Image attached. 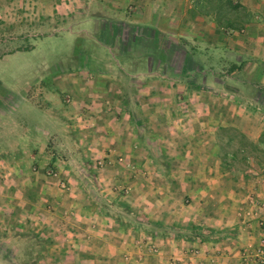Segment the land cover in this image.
Listing matches in <instances>:
<instances>
[{"label": "rangeland", "instance_id": "rangeland-1", "mask_svg": "<svg viewBox=\"0 0 264 264\" xmlns=\"http://www.w3.org/2000/svg\"><path fill=\"white\" fill-rule=\"evenodd\" d=\"M233 1L241 4L242 16L249 18L242 30L221 29L217 26L215 11L210 15L196 12L195 0H0V264H151L153 256L164 255L162 250L168 246V241L178 239L194 240L195 244L185 246L184 252L197 258L203 255L202 243H208L204 239L225 236L222 230L234 232L227 229L233 224L219 229L213 223H199L197 218H181V211L176 217L152 219L145 208L141 211L130 204L136 192L129 187L133 183L144 185L145 191L141 193L148 201L151 188L162 184L159 175L163 170L156 172L154 166L158 168L157 165L166 163L161 155L164 143L152 141L147 128L151 131V125L156 126L152 121L158 120L165 111L168 116L172 112L181 120L193 118L195 124L189 129L195 130L192 132H196L197 137L206 135V140L192 145L187 142L188 146L195 149L199 146L211 156L219 157L228 180L243 179L251 164H259L257 173H248L252 174L248 186L253 190L245 200L253 199L252 204L261 207L258 212L264 210V137L253 141L264 131V0ZM191 9L195 12L191 13ZM189 16L199 22L200 28L191 24L189 30ZM167 18L175 27L170 28L174 30L170 34L153 25L156 20ZM92 36L104 46L112 47L116 54L123 53L117 49L120 46L123 50L130 47L131 57L144 56L142 70L150 66L161 75H173L171 84L181 92L170 93L168 98L171 102L182 101L186 107L139 111L141 140L137 142L140 146L134 149L141 151L136 160L144 162L145 154H150L151 158L144 169L139 167L141 171L135 173L139 176L137 180L127 177L125 169L132 171L135 165L120 155L119 146L105 153L102 149V154H98L99 150L90 151L93 144L98 145L93 143L97 129L92 125L83 126L73 117V110H66L65 114L61 111L64 123L60 131L50 122L46 127L52 135L42 143L32 140L31 148L43 145L48 155L45 162L32 163L30 174L19 172L16 163L27 159L23 157L26 153L17 157L13 152L22 146L29 147V142L25 145L13 142L12 121L22 124L20 121L24 118H37L34 107L41 102H55L52 100L57 97L63 104L72 105L74 99L70 94H55L54 80L59 74L66 75L76 69L86 72L88 68H107L108 61L103 58L96 61L89 55L95 52L93 42L85 41ZM207 36H210L209 41L214 37L213 43L220 40L227 45H204L203 38ZM135 39L138 43L132 42ZM180 51L187 55L183 61H175L179 73L174 75L170 55ZM149 57L152 60H148ZM140 69L132 65L131 73ZM145 77L153 78V75ZM131 85L134 87L135 83ZM229 87L236 89L231 101L226 89ZM223 98L231 102V109L227 103H222ZM208 101L215 103L201 108ZM217 101L223 110L215 106ZM194 104L198 106L195 108ZM113 145L114 141L111 145L100 142L98 146L108 149ZM111 152L113 155L109 156ZM33 176L44 183L26 189L27 196H21L23 204L15 205L11 197L17 198L13 195L16 187L25 185V178L31 180ZM18 178L21 179L16 181ZM45 184L54 187L56 192H39V188L45 189ZM40 194L45 195L44 198ZM56 197L58 204L64 202L58 209H54L52 202ZM72 199L80 200L81 204L74 214L70 210L65 213L64 206ZM241 207L246 222L255 220L258 226L264 224V220L246 214L254 211V206ZM54 211L60 215L52 214ZM92 211H96L99 218L91 217L90 229L94 231L87 229V232L86 228L82 230L84 223L81 222L88 221L78 219ZM45 212L56 216L58 221L47 222ZM104 214L112 219L106 220ZM120 222L128 227L138 224L139 237L127 235L117 239ZM124 241L127 243L123 244ZM165 257L163 264H180L172 253Z\"/></svg>", "mask_w": 264, "mask_h": 264}, {"label": "crops", "instance_id": "crops-1", "mask_svg": "<svg viewBox=\"0 0 264 264\" xmlns=\"http://www.w3.org/2000/svg\"><path fill=\"white\" fill-rule=\"evenodd\" d=\"M57 7L58 6L54 7V9ZM155 9H158V7ZM193 11L194 10L191 9V13H193ZM193 16L194 15L191 17ZM168 20L170 19L167 18L162 21L156 20L153 25L159 29L163 28L165 32L170 34V32L174 31H170V28L175 27H173V22ZM165 21L167 22L163 25L162 22ZM124 23L130 24V22ZM187 23L189 25V30L191 24L200 28L198 25L199 22L196 20L191 19V21ZM249 26L251 25L249 24ZM252 30H254V28H252ZM174 34H176V31ZM208 37L210 36L203 38L205 42L204 45L211 47L227 45L220 40L213 43L214 37L211 38L210 42ZM90 40L93 42L92 49L95 52L90 53L89 55L96 61L101 58L108 61L107 68H88L86 72L76 69V71L67 73L66 75L59 74V78L54 80L55 94L57 96L64 93L70 94L74 99V105L73 103L70 106L65 105L56 96L57 100H52L55 102H41L40 106L36 108L34 107L36 110L33 112L37 118H24L23 121H20L22 124H19L14 120L12 121L13 126L11 125V127H13L15 132L13 133V142H16L17 144L22 142L23 145H25L24 143H27L26 141L29 142V147L22 146L20 149L13 152V156L16 155L17 157L22 156V153H26L23 157L27 159H24L21 163H16L20 168L19 172L29 173L32 168V163L45 162L48 155L45 153L43 145L41 144L40 147L31 148L30 144L32 140H39L41 143L46 141L49 138V135H52L46 127L47 123L49 124L50 122L58 131H60L64 123L62 113L65 114L66 110H73V117L76 118L77 121L83 123V126L86 127L92 125L97 129V132L93 134V143L96 142L99 145L100 142H104V145H111V142L114 141L113 147H109L108 149L93 144L90 151L94 153L99 150L98 154H102L103 150H105V153L115 149L114 147L119 146L120 155H124L126 160L136 166V169L135 166H133L134 169H132V171H127L125 169V172L129 174L127 177H129V180L131 177L133 181L137 180L139 179V176L135 173L144 169V167L148 165V158H151L150 154L147 156L145 154L143 157V159H145L144 162L138 163V160H136L138 158V152L141 151L136 152L137 150L134 149L136 145L140 146L137 142L138 140H141L138 134V132L142 130L139 122L141 112L139 111L145 108L148 110H155L157 108L167 110L175 108L184 109L186 107V103L182 101L179 103L171 102L168 98L170 93L174 94L175 91L181 92L180 88L171 84L173 75H161V73L156 72V70L150 66L147 67L146 70L140 69L144 63L143 60L145 57L143 56V58L140 54H135L131 57L130 47L123 50L119 46L117 49L119 52H123L121 53L123 55H121L116 54L112 47L104 46L96 36L89 37V40L85 41V43H89L88 41ZM132 42L135 43L137 41L135 39V41ZM132 42L130 43L132 44ZM178 53H182V55ZM186 55L185 51L170 55V69L174 72V75L179 73L175 69V61H183L186 58ZM189 56L190 54H188V57ZM148 60H152V58L149 57ZM119 61H123V63H120ZM132 65L140 70L131 73V71H133L131 70ZM126 66H129L130 69ZM162 68L167 71V67L164 66ZM152 75L153 78L145 77ZM126 83H130V85H126ZM134 83L135 86L133 87L131 84ZM226 89L230 92L229 101H231L233 95H235L236 89L235 87H229ZM50 95L52 94H49V96ZM139 95L142 97L140 96V98ZM224 99L225 98H223L224 102L222 103H227V105H229L228 108L231 109L233 106L231 102L225 101ZM206 103L207 105L203 104L202 106H199L205 109L208 108L209 105H213L215 102L208 101ZM196 106H198V104H194L195 108ZM215 106L220 110H223L218 101ZM61 111L63 112L61 113ZM164 113L165 114L162 113L158 120L152 121L156 124L155 127L153 125L150 127L152 132L147 128V131L151 133L150 138L152 141L158 140L159 142L164 143L162 146L165 150L161 149V155L166 163H163L162 166L157 165L158 168L154 166V171L156 172L163 170V174L160 172L161 175H159L162 184L151 188V195H149L148 201L141 193L145 191L142 189L144 185L140 182L139 185L138 183H133V185L129 187H133L136 192L133 196L134 198L129 200L130 204L139 208L141 211L145 208L152 219L158 220L165 216L176 217V213L181 211V216L179 217L187 219L197 218L200 221L199 223L204 225L210 223L216 224L214 225L215 228H217L216 226H219V229L220 227L225 229L226 226L233 224L232 228H226L233 229L234 232L228 233L226 230H222V232L226 234L225 236H217V238H214L213 240L204 239V241L208 243H202L201 250L203 255L197 258L188 256L184 252L185 246L195 244L194 240H191V242L182 239L168 241L166 244L169 248H167V246V249L164 247L162 250L164 255L161 258L160 256H153L151 264H163L164 259L166 258L165 255L171 253L180 264H249L247 260H244L242 254L245 251L251 252L257 245L260 237H264V224L258 226L255 220L246 222L245 219L242 218V216H244V211H241V206L244 205L245 208H248V205L254 206L251 202L253 199L248 198V200H245V198L247 197V194H250L253 190L248 186L252 179V174L248 173H257V171H259V164H251L248 168L247 175H244L243 179H236L234 181L228 180L229 176L219 157L211 156L209 151L200 148L197 145L198 149L191 146L192 144H197L206 140V135H200L197 137L196 132H192L195 130L189 129L190 125L195 124L193 118L181 120L179 117H174L171 112V114H169L172 117L171 119L166 111ZM98 127H100L101 131L98 130ZM186 128L189 132L185 130ZM261 136L264 137V131L257 134L253 141H259ZM50 137L53 138V136ZM96 137H98V139H96ZM175 142H179L178 146L175 145ZM187 142H191V145L188 146ZM155 152L158 151L155 150ZM110 155H113L112 152L109 156ZM155 156H158V154H155ZM139 167L141 169H139ZM33 177L34 179L31 180L22 177V179L25 178L26 180L25 185L16 187L15 192L17 193L14 192L13 195L17 196V198L11 197L12 201L15 200V205L20 206L23 204L22 197L27 196L26 189H29L33 184L37 187L44 183L38 182L36 176ZM141 177L143 176L141 175ZM20 179L21 178H18L16 181H19ZM128 183L131 184V181H128ZM38 191L46 194H48L47 192H49V194L56 192L54 187H48L47 185L44 190L39 188ZM146 191L148 190L146 189ZM39 196L44 198L45 195L40 194ZM56 199L57 197L52 200L53 204H55L54 209H58L59 206L61 207V205L64 204V202L58 204ZM75 199H72V202H69L64 206V208H66L65 213L70 210L71 214H74L77 211L76 207L81 204V201ZM40 200L42 201L41 198ZM71 205L72 207H70ZM238 209L240 211H237ZM46 212L48 213V211ZM46 212L44 214L48 217L47 222L50 220L54 221V219L57 220L56 216L52 217ZM144 213L146 214V212ZM40 214L42 215V212H40ZM52 214L60 215L58 211H54ZM97 214L96 211H92L86 216L78 219L88 221L81 222V224L84 223L82 225V230L86 228V231L89 232L87 229H90V222L92 221L91 217L96 218L98 217ZM105 216H107V214H104V217ZM231 216H233V218H231ZM109 219L111 220L112 218L107 216L106 220ZM256 219L264 220V210L257 213ZM120 226L117 227V234L115 236L117 239L124 238L127 235L131 236V238H137L139 237V233H141L138 224L129 227L126 225ZM106 227L107 226H105V228ZM90 230L94 231V229ZM78 231L79 229H75V232ZM128 239L130 241V238ZM90 243L93 244L95 242ZM125 243H127V241L123 242V244Z\"/></svg>", "mask_w": 264, "mask_h": 264}, {"label": "trees", "instance_id": "trees-1", "mask_svg": "<svg viewBox=\"0 0 264 264\" xmlns=\"http://www.w3.org/2000/svg\"><path fill=\"white\" fill-rule=\"evenodd\" d=\"M241 8V4L233 0H195L193 5V9L200 14L210 15L215 11L214 14L218 17L217 25L221 29L230 30L241 29L249 21V18L242 16L244 11H241ZM120 224L123 225L122 222Z\"/></svg>", "mask_w": 264, "mask_h": 264}, {"label": "built area", "instance_id": "built-area-1", "mask_svg": "<svg viewBox=\"0 0 264 264\" xmlns=\"http://www.w3.org/2000/svg\"><path fill=\"white\" fill-rule=\"evenodd\" d=\"M254 207L256 208L254 211H248L246 214L256 216L261 207L256 204H254ZM242 257L249 264H264V237L259 239L257 245L251 252L245 251Z\"/></svg>", "mask_w": 264, "mask_h": 264}]
</instances>
